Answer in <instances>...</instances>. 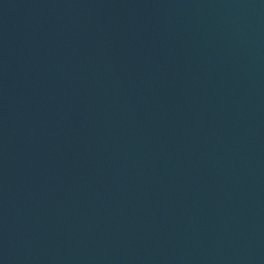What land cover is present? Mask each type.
<instances>
[{"label":"water","instance_id":"95a60500","mask_svg":"<svg viewBox=\"0 0 264 264\" xmlns=\"http://www.w3.org/2000/svg\"><path fill=\"white\" fill-rule=\"evenodd\" d=\"M0 264H264V0H0Z\"/></svg>","mask_w":264,"mask_h":264}]
</instances>
